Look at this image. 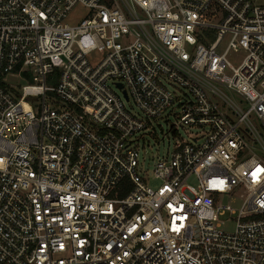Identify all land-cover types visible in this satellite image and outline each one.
Listing matches in <instances>:
<instances>
[{
	"label": "built area",
	"instance_id": "1",
	"mask_svg": "<svg viewBox=\"0 0 264 264\" xmlns=\"http://www.w3.org/2000/svg\"><path fill=\"white\" fill-rule=\"evenodd\" d=\"M0 264H264V5L0 0Z\"/></svg>",
	"mask_w": 264,
	"mask_h": 264
},
{
	"label": "rangeland",
	"instance_id": "2",
	"mask_svg": "<svg viewBox=\"0 0 264 264\" xmlns=\"http://www.w3.org/2000/svg\"><path fill=\"white\" fill-rule=\"evenodd\" d=\"M255 1L258 4L264 5V0ZM86 11L87 9L83 6L76 7L69 15L67 22L69 24L79 22ZM231 61L235 65H238L240 62L239 59H235L233 57L231 58ZM4 78L8 87L12 88H18L29 83L26 79L17 77L13 74H8ZM117 92L119 94L122 93L119 90H117ZM125 105L127 108L136 111V113H140L132 101L125 102ZM178 112L179 107L175 105L174 107L167 110L161 117L152 119L147 129L139 132L136 135L135 146L139 152V159L150 169L153 167L154 162H156L158 159L167 158L172 153L173 146L178 135L168 134L167 131L172 123H176L178 121ZM178 133L183 137L187 136L186 128L184 126H180Z\"/></svg>",
	"mask_w": 264,
	"mask_h": 264
}]
</instances>
